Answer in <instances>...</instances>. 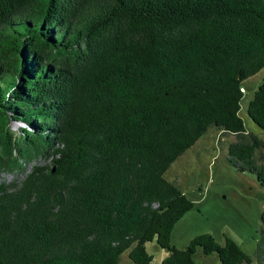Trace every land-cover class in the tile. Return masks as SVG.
<instances>
[{"label": "trees", "instance_id": "16d2710c", "mask_svg": "<svg viewBox=\"0 0 264 264\" xmlns=\"http://www.w3.org/2000/svg\"><path fill=\"white\" fill-rule=\"evenodd\" d=\"M262 66L264 0H0V264H149L153 238L161 264L250 262L225 233L171 243L193 201L164 171L215 126L264 186L239 114ZM246 111L264 129V76Z\"/></svg>", "mask_w": 264, "mask_h": 264}, {"label": "rangeland", "instance_id": "374dc122", "mask_svg": "<svg viewBox=\"0 0 264 264\" xmlns=\"http://www.w3.org/2000/svg\"><path fill=\"white\" fill-rule=\"evenodd\" d=\"M264 76V66L242 81L243 95L240 99L239 114L245 127L264 140V129L259 127L247 114L246 105L254 88ZM12 129L17 123L11 121ZM234 138L233 133L222 132L209 126L196 141L179 154L164 171L168 179L176 180L183 192L193 201V206L173 224L170 241L183 247L195 233L208 231L216 240L223 242L228 234L251 253L250 262L234 264H259L255 255L256 242L264 225L260 211L264 206V186L249 170H237L226 159L227 142ZM255 157L264 163V148L254 149ZM30 165V162L26 164ZM20 175L16 170H0V180L12 179ZM152 254L149 264H161L160 253L165 256L166 248L158 246L155 239L146 242ZM121 253L123 264H135ZM194 264H218L216 252L204 253L200 247L193 252Z\"/></svg>", "mask_w": 264, "mask_h": 264}, {"label": "crops", "instance_id": "0c3cea01", "mask_svg": "<svg viewBox=\"0 0 264 264\" xmlns=\"http://www.w3.org/2000/svg\"><path fill=\"white\" fill-rule=\"evenodd\" d=\"M161 255H164V254L160 253V257H163V256H161Z\"/></svg>", "mask_w": 264, "mask_h": 264}]
</instances>
